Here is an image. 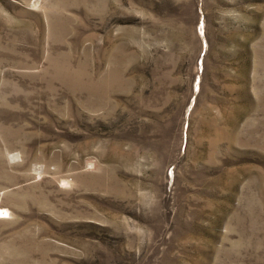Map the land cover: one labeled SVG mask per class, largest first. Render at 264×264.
Returning <instances> with one entry per match:
<instances>
[{"label":"rangeland","instance_id":"374dc122","mask_svg":"<svg viewBox=\"0 0 264 264\" xmlns=\"http://www.w3.org/2000/svg\"><path fill=\"white\" fill-rule=\"evenodd\" d=\"M0 264H264V0H0Z\"/></svg>","mask_w":264,"mask_h":264},{"label":"bare ground","instance_id":"6f19581e","mask_svg":"<svg viewBox=\"0 0 264 264\" xmlns=\"http://www.w3.org/2000/svg\"><path fill=\"white\" fill-rule=\"evenodd\" d=\"M38 4L42 2V0H35ZM58 70V69H57ZM47 74V73H46ZM60 74V73H59ZM49 76V75H48ZM55 76V75H54ZM54 78V77H52ZM80 78V77H79ZM60 81V80H59ZM71 81V80H70ZM99 81V80H97ZM83 82V81H82ZM96 82V81H95ZM52 84V83H51ZM91 84V83H90ZM77 85V84H76ZM99 86V85H98ZM51 87V86H50ZM85 87V86H84ZM113 87V86H112ZM64 88V87H63ZM57 89V88H56ZM67 89V88H66ZM80 90V89H79ZM78 93V92H77ZM111 93V92H110ZM50 94V93H49ZM94 94V93H93ZM91 95V94H90ZM95 95V94H94ZM107 95V94H106ZM73 96V95H72ZM90 97V96H89ZM102 99V98H101ZM93 101V100H92ZM62 115V114H61ZM16 131V130H15ZM18 132V131H17ZM19 133V132H18ZM31 138V137H30ZM28 142V141H27ZM31 143V142H30ZM83 166V165H82ZM42 172V171H41ZM75 178V177H74ZM83 183V182H82ZM105 186V185H104Z\"/></svg>","mask_w":264,"mask_h":264}]
</instances>
